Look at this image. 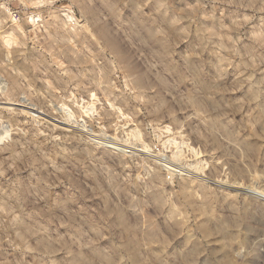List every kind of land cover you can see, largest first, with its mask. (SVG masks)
I'll use <instances>...</instances> for the list:
<instances>
[{
  "label": "clouds",
  "instance_id": "9594fccd",
  "mask_svg": "<svg viewBox=\"0 0 264 264\" xmlns=\"http://www.w3.org/2000/svg\"><path fill=\"white\" fill-rule=\"evenodd\" d=\"M0 264H264V0H0Z\"/></svg>",
  "mask_w": 264,
  "mask_h": 264
}]
</instances>
